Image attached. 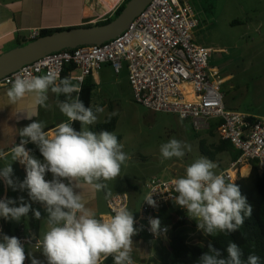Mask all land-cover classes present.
<instances>
[{
    "label": "clouds",
    "instance_id": "1",
    "mask_svg": "<svg viewBox=\"0 0 264 264\" xmlns=\"http://www.w3.org/2000/svg\"><path fill=\"white\" fill-rule=\"evenodd\" d=\"M9 83L4 93L7 104L17 105L30 99L32 111L24 113L32 122L18 130L19 144L14 143L8 151L0 149V160L11 156V162L0 168V180L13 191L27 190L32 201L45 205L48 230L39 243V250L47 264H102L109 256L113 264H134L132 238L138 229L134 227L133 212L121 206L113 210L114 215L103 218L87 206L95 193L108 187V181L120 177L122 166L130 159L114 132L104 130L97 134L90 130L89 126L98 122V114L104 108L86 107L79 96L82 81L60 78L53 71L33 76L17 74ZM49 91L65 97L57 100V106L67 118L51 135L45 131V122L37 119L38 109L48 106ZM118 111L112 110L104 123H109ZM74 122L80 123L79 131L73 127ZM28 143L38 148L43 159L25 147ZM191 151L190 144L172 138L160 146L161 162L182 159ZM15 161L25 165L26 177L22 182L14 178L12 163ZM217 167L216 162L206 157L195 159L186 166L183 176L171 181L176 195L170 197L175 206L197 222L199 231L213 237L239 230L245 217L252 213L239 186L227 180L223 173H217ZM48 173L52 174L51 180L45 179ZM86 192L93 195L86 196ZM18 199L20 206H16L15 199H0V217L19 222L32 211L34 218L41 220L39 210L32 209L22 196ZM143 201L157 206L152 192ZM149 224L151 233L159 236L160 220L150 218ZM207 249L199 264H260L256 255L243 260L242 250L233 242L227 247L226 257L211 242ZM25 259L24 245L17 237L0 236V264H24ZM31 264L43 262L31 256Z\"/></svg>",
    "mask_w": 264,
    "mask_h": 264
},
{
    "label": "built area",
    "instance_id": "2",
    "mask_svg": "<svg viewBox=\"0 0 264 264\" xmlns=\"http://www.w3.org/2000/svg\"><path fill=\"white\" fill-rule=\"evenodd\" d=\"M199 24L198 13L190 0H152L115 39L50 53L0 79V88L10 87L9 81L17 74L33 76L53 71L61 78L68 70L73 82L83 84L103 65L110 66L115 75L126 67L136 104L153 113L171 114L187 121L195 132L209 131L215 126L218 138L240 153L236 161L220 172L235 182L243 176L242 168L250 167L251 162L264 168V118L226 108L222 82L213 78L215 71L208 67L213 52L194 41L193 32ZM39 34L40 31L33 30L29 39L35 40ZM175 178L178 177L148 180L146 194L153 193L157 206L142 201L135 218L134 227L138 229L135 236L159 241L169 234L172 225L159 215L163 207L174 204L170 197L176 195L171 183ZM106 205L112 216L114 209L129 207V197L126 193L113 195ZM150 218L160 220L159 236L149 230ZM2 230L0 220V236ZM14 236L24 248L30 246L39 251L40 242L29 228L19 226Z\"/></svg>",
    "mask_w": 264,
    "mask_h": 264
},
{
    "label": "rangeland",
    "instance_id": "3",
    "mask_svg": "<svg viewBox=\"0 0 264 264\" xmlns=\"http://www.w3.org/2000/svg\"><path fill=\"white\" fill-rule=\"evenodd\" d=\"M102 1L104 4L110 0ZM257 2V0L191 1L200 20L198 29L194 30V41L213 52L208 61V67L219 70L217 78L232 76L221 86L223 100L229 106L226 108L244 113L246 112L240 110L242 106L259 107L264 110V62L254 65L255 60L264 58V44L257 40L262 33L258 35L250 32L253 27L251 28L252 25H249L250 21L247 20H254ZM234 21L242 24L233 25ZM252 58H255L251 61L253 66L247 62ZM119 90L122 92L121 89ZM99 91L104 89L101 88ZM129 95L127 101L122 100L120 112L113 119L116 122L114 133L117 139L121 140L123 151L130 159L126 162V166L121 168V182L118 177L107 183L112 188H121L117 193L125 191L132 201L139 204L143 189L145 190L150 178L167 180L179 177V174L185 172L188 164L201 156L198 144L200 140L208 138V132H195L189 122L182 121L174 115L153 113L136 104L133 95L131 93ZM236 107L237 109H233ZM111 111L99 113V123H104L103 121ZM172 138L190 144L192 151L186 152L182 159L173 158L161 162L160 146ZM217 138L216 135L214 141ZM207 140L210 141V138ZM219 159L221 166L226 169L229 164L228 159L223 155ZM215 171L220 173V167H217ZM132 186H136L138 193L130 189ZM21 196L26 203V193L23 192ZM186 220L195 221L187 215ZM16 223L17 221L11 220L10 233L13 232ZM201 238L202 241L195 240L192 243L198 247H204L205 237L201 235ZM156 245L162 246L161 243ZM24 249L29 264H31V256L38 258L40 255V251H34L29 246Z\"/></svg>",
    "mask_w": 264,
    "mask_h": 264
},
{
    "label": "crops",
    "instance_id": "4",
    "mask_svg": "<svg viewBox=\"0 0 264 264\" xmlns=\"http://www.w3.org/2000/svg\"><path fill=\"white\" fill-rule=\"evenodd\" d=\"M112 1L113 0H110L108 3L103 4L102 0H0V55L20 47L24 45L25 42L30 41L29 35L33 30L41 32L42 30L88 27L90 25L93 26L97 23L103 22L105 19L112 17L115 10L122 4L124 0H118L112 9L106 10L108 7H110V3ZM191 1L192 0H190V2ZM257 1L258 2L255 7L257 16L255 15L254 20H247L250 21L249 25H252L251 28L253 27V30H250V32H254L255 34L257 33L258 35L262 33L261 36L257 38V40L264 44V0ZM238 24L242 23L239 22ZM194 34L195 32H193V35ZM253 59L255 58L249 59L247 61L248 63L250 62L249 64H251V66H253V63H251ZM255 61L256 62L254 65H257L264 62V58ZM210 69L215 71V73L213 72L212 74L213 78L220 80L222 85H224L232 77L231 75H228L226 77L217 78L219 70L214 67ZM84 82L92 84L93 86L91 100L92 105H98L104 108V111L118 109V112H120L122 100L127 101V97L130 96L129 94H132L128 84V72L126 67L123 68L120 74L115 75L110 66L103 65L96 73L86 78ZM101 88L104 89V91H99ZM119 89H121L122 92H120ZM5 91V88H0V149L8 151L14 143H20L21 137L18 130L32 122L31 120L25 118L24 113L32 111V105L30 99H25L17 105L7 104V99L4 95ZM58 99L59 97H57L56 94L49 91L48 100L46 102L48 105L47 108L40 107L38 109L39 114L37 119L45 122V131L48 132L49 135L55 131V128L59 123L64 122L67 119L60 112L57 106ZM224 104L225 106L229 107L225 101ZM233 109H237V107ZM240 110L245 111L247 114L253 117L264 118V110L259 107L242 106ZM34 119L36 118L34 117L33 120ZM106 119L107 117L105 120ZM101 124L102 123H99L98 121L96 124L89 126L90 130L95 132L96 128H98V126ZM95 133L98 134L99 132ZM118 141L120 142L121 140ZM10 162L11 156L9 154L6 159L0 160V168H2L6 163ZM12 167L14 170V178H16L19 182H22L26 177L25 165H22L19 163V161H15L12 163ZM250 169V167L244 166L242 168V177L248 176ZM184 173L185 172L183 171L181 174H179V177L183 176ZM45 179L51 180L52 175L47 176ZM119 181L121 182V176ZM0 182L2 184L1 199H15L17 201L16 206H18V202H20L18 198L21 197L23 192H25L27 198L26 203L31 204L32 209L39 210L41 212L39 231L36 234V237L40 242L44 233L48 230L46 218L48 214L45 210V205L40 202L32 201L28 196L27 190L13 191L11 188H8L4 185L2 180H0ZM107 185L108 187L105 190L95 193L94 198L89 203V205H87L88 207L96 210L98 216L103 218L111 217L106 205L107 199L113 195L120 194L117 193V191L121 190V188H112L108 183ZM130 189H132L134 193H138L136 186H132ZM122 193L127 194L125 191ZM85 195L89 196L93 194L86 192ZM145 195L146 189H143V195L139 204H136L135 201H132L128 195V209L133 212L134 219L138 216L139 207ZM29 213H32V211ZM0 220L5 219L0 217ZM6 222L9 227L11 220H6ZM21 225L31 230L27 217L21 218V220L16 223L13 232L9 233L14 235L16 233V229ZM181 235L188 244L194 246L197 245L192 243V241H202L203 239L201 238V235L205 237L204 245L208 242L207 236L197 229V222L193 220L185 219V226L181 230ZM170 237L171 231L163 240L159 241H152L144 236H133L132 259L134 264H160V262L166 258L167 255L170 257V251L168 248ZM157 243H161L162 246L158 247L156 245ZM39 251H37L40 253L37 259L41 260L43 264H47L42 251ZM27 257L28 256L26 255L27 264H29ZM102 264H113V258L109 256L107 260L102 261Z\"/></svg>",
    "mask_w": 264,
    "mask_h": 264
},
{
    "label": "trees",
    "instance_id": "5",
    "mask_svg": "<svg viewBox=\"0 0 264 264\" xmlns=\"http://www.w3.org/2000/svg\"><path fill=\"white\" fill-rule=\"evenodd\" d=\"M129 0H124L122 4L115 10L111 18L106 19L103 22L97 23L96 25H104L112 20H114L123 10L125 4ZM239 22H233L232 24H238ZM88 27H91L88 26ZM71 29V28H69ZM68 29H54V30H42L38 38L52 35L57 32H61ZM37 39V38H36ZM35 39V40H36ZM30 40L25 42V44L32 42ZM24 44V45H25ZM68 76V70L65 71L61 78ZM92 84L84 82L82 85V91L79 96L86 107L92 105ZM76 95L75 93L73 94ZM65 97L63 95L59 96V100H63ZM115 119L109 123H102L96 128L95 132L101 131H112L115 130ZM73 127L79 131L80 123L74 122ZM207 137L210 141L206 139L199 141V152L201 156L208 158L212 161H217L218 167L223 171L221 166V161L219 157L223 155L228 159V162H234L240 156V153L234 149V147L226 141H221L219 138L214 141L216 137L215 126H212L209 131H207ZM27 149L32 151V154L39 159H43L38 148L32 144L28 143L26 145ZM250 173L246 177H238L235 183L239 186L241 194L247 198V202L252 207V213L250 217H245L242 227L232 233H219L216 236H207L208 242L204 247H197L188 244L181 235V230L185 226L186 214L185 211L174 204H169L165 206L160 211V218L172 225L171 227V237L168 245L170 251L169 255L164 258L160 264H199L200 257L207 252L208 243L211 242L215 248L219 249L224 257L227 256V247L230 242L237 244L242 250V259L247 260L249 255H256L260 258V264H264V168H259L256 162L250 163ZM220 171V172H221ZM26 175V170H25ZM52 175L48 173L46 175ZM45 177V178H46ZM2 197V184L0 182V199ZM2 222V235L14 236L9 233V227L6 220H1ZM28 224L33 233L36 235L39 231V220H36L33 213L28 215ZM1 235V236H2Z\"/></svg>",
    "mask_w": 264,
    "mask_h": 264
},
{
    "label": "water",
    "instance_id": "6",
    "mask_svg": "<svg viewBox=\"0 0 264 264\" xmlns=\"http://www.w3.org/2000/svg\"><path fill=\"white\" fill-rule=\"evenodd\" d=\"M152 0H129L111 22L91 27H77L37 38L0 55V79L21 67L54 52L80 46L100 45L122 34Z\"/></svg>",
    "mask_w": 264,
    "mask_h": 264
},
{
    "label": "bare ground",
    "instance_id": "7",
    "mask_svg": "<svg viewBox=\"0 0 264 264\" xmlns=\"http://www.w3.org/2000/svg\"><path fill=\"white\" fill-rule=\"evenodd\" d=\"M118 2V0H113L111 3H110V7H108L106 10H110L114 7V5Z\"/></svg>",
    "mask_w": 264,
    "mask_h": 264
}]
</instances>
